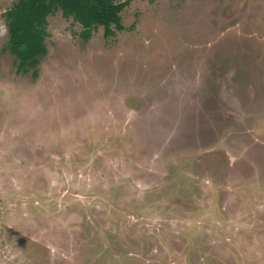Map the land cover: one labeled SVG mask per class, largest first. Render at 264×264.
I'll use <instances>...</instances> for the list:
<instances>
[{
	"label": "rangeland",
	"instance_id": "1",
	"mask_svg": "<svg viewBox=\"0 0 264 264\" xmlns=\"http://www.w3.org/2000/svg\"><path fill=\"white\" fill-rule=\"evenodd\" d=\"M9 2L0 264H264V0H129L86 41L57 11L37 78Z\"/></svg>",
	"mask_w": 264,
	"mask_h": 264
},
{
	"label": "trees",
	"instance_id": "2",
	"mask_svg": "<svg viewBox=\"0 0 264 264\" xmlns=\"http://www.w3.org/2000/svg\"><path fill=\"white\" fill-rule=\"evenodd\" d=\"M1 15L7 27L6 49L16 60L18 72L39 77L42 59L48 54L49 17L61 11L80 24L86 41L100 27L106 37L124 29L122 13L129 0H10Z\"/></svg>",
	"mask_w": 264,
	"mask_h": 264
}]
</instances>
